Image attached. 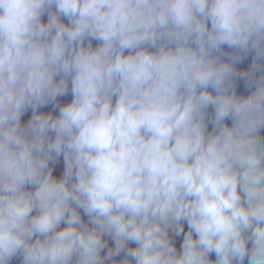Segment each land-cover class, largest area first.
Returning a JSON list of instances; mask_svg holds the SVG:
<instances>
[{
	"label": "clouds",
	"instance_id": "1",
	"mask_svg": "<svg viewBox=\"0 0 264 264\" xmlns=\"http://www.w3.org/2000/svg\"><path fill=\"white\" fill-rule=\"evenodd\" d=\"M0 264H264V0H0Z\"/></svg>",
	"mask_w": 264,
	"mask_h": 264
},
{
	"label": "water",
	"instance_id": "2",
	"mask_svg": "<svg viewBox=\"0 0 264 264\" xmlns=\"http://www.w3.org/2000/svg\"><path fill=\"white\" fill-rule=\"evenodd\" d=\"M247 63H248V62L246 61L245 64L240 65V67H241V68L246 67V66H247Z\"/></svg>",
	"mask_w": 264,
	"mask_h": 264
}]
</instances>
